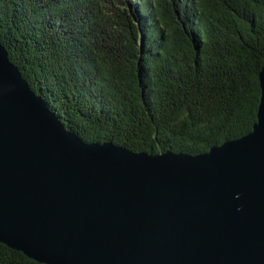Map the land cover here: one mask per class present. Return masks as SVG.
Returning a JSON list of instances; mask_svg holds the SVG:
<instances>
[{"label":"water","instance_id":"obj_1","mask_svg":"<svg viewBox=\"0 0 264 264\" xmlns=\"http://www.w3.org/2000/svg\"><path fill=\"white\" fill-rule=\"evenodd\" d=\"M257 121L200 154L132 152L65 128L0 42V242L43 264H264Z\"/></svg>","mask_w":264,"mask_h":264},{"label":"trees","instance_id":"obj_2","mask_svg":"<svg viewBox=\"0 0 264 264\" xmlns=\"http://www.w3.org/2000/svg\"><path fill=\"white\" fill-rule=\"evenodd\" d=\"M0 42L85 142L195 155L257 121L264 0H0Z\"/></svg>","mask_w":264,"mask_h":264}]
</instances>
